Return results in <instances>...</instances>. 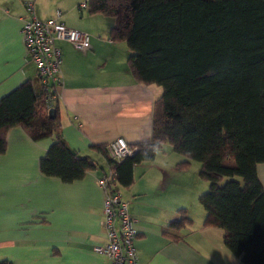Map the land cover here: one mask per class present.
I'll return each mask as SVG.
<instances>
[{
  "label": "crops",
  "instance_id": "obj_1",
  "mask_svg": "<svg viewBox=\"0 0 264 264\" xmlns=\"http://www.w3.org/2000/svg\"><path fill=\"white\" fill-rule=\"evenodd\" d=\"M26 1L0 0V99L26 80L36 90L40 87L20 35ZM32 1L39 19L60 10L67 27L90 35L86 52L57 42L62 84L50 110H57L60 136L68 148L97 166L71 184L45 177L39 161L53 140L32 141L19 127L8 130L0 155V263L107 264L93 248L106 242L103 193L97 182L108 169V158L94 147L107 150L117 138L131 147L149 141L162 89L133 79L127 45L108 41L113 21L89 15L87 8L77 10L87 0ZM183 160L169 145H161L153 160L133 167L131 186H114L135 221L139 262L241 264L224 246L223 231L203 225L205 212L198 200L208 187L198 178L199 163L189 161L178 168ZM256 174L264 190V163L257 164ZM180 211L189 222L170 227Z\"/></svg>",
  "mask_w": 264,
  "mask_h": 264
},
{
  "label": "trees",
  "instance_id": "obj_2",
  "mask_svg": "<svg viewBox=\"0 0 264 264\" xmlns=\"http://www.w3.org/2000/svg\"><path fill=\"white\" fill-rule=\"evenodd\" d=\"M86 3L89 15L112 18L110 40L130 50L133 79L162 89L151 139L119 163L107 159L115 186H131L133 167L169 145L184 158L178 168L197 162L198 177L208 183L198 200L203 225L223 231L224 246L241 264H264V190L256 174L264 163V0ZM16 127L32 141L53 140L39 161L43 176L71 184L95 170L89 157L68 148L57 110L49 115L31 80L0 99V155L6 133ZM94 149L107 155L105 147ZM186 222L180 211L169 226Z\"/></svg>",
  "mask_w": 264,
  "mask_h": 264
},
{
  "label": "built area",
  "instance_id": "obj_3",
  "mask_svg": "<svg viewBox=\"0 0 264 264\" xmlns=\"http://www.w3.org/2000/svg\"><path fill=\"white\" fill-rule=\"evenodd\" d=\"M78 11L87 8V3H81ZM24 18L20 35L24 50L30 62L36 68L40 89L44 93V105L47 110L54 108L57 100V88L62 84V55L57 42H66L75 49L90 48V35L67 27L62 21V11L56 10L52 18L41 20L36 16L34 1L24 3ZM111 42V40H108ZM136 151L122 138L113 140L107 146V158L119 163L130 157ZM102 190V220L106 242L96 246L93 251L104 255L107 264H142L139 262L134 246L137 234L135 221L128 213V205L118 191H114L116 174L109 167L98 179Z\"/></svg>",
  "mask_w": 264,
  "mask_h": 264
},
{
  "label": "rangeland",
  "instance_id": "obj_4",
  "mask_svg": "<svg viewBox=\"0 0 264 264\" xmlns=\"http://www.w3.org/2000/svg\"><path fill=\"white\" fill-rule=\"evenodd\" d=\"M102 17V19H105L106 21H107V23H109L110 21H113L112 20V18H110V17H104V16H101ZM199 178V177H198ZM199 180H200V178H199ZM200 181H202V180H200ZM204 182V181H203ZM205 184H206V187H208V183H206L205 182ZM207 190V189H206Z\"/></svg>",
  "mask_w": 264,
  "mask_h": 264
},
{
  "label": "water",
  "instance_id": "obj_5",
  "mask_svg": "<svg viewBox=\"0 0 264 264\" xmlns=\"http://www.w3.org/2000/svg\"><path fill=\"white\" fill-rule=\"evenodd\" d=\"M53 113H54L53 110H50V111H49V115H50V116H53Z\"/></svg>",
  "mask_w": 264,
  "mask_h": 264
},
{
  "label": "bare ground",
  "instance_id": "obj_6",
  "mask_svg": "<svg viewBox=\"0 0 264 264\" xmlns=\"http://www.w3.org/2000/svg\"><path fill=\"white\" fill-rule=\"evenodd\" d=\"M88 50H89V49H88ZM86 51H87V50H86ZM86 51H85V52H86Z\"/></svg>",
  "mask_w": 264,
  "mask_h": 264
}]
</instances>
